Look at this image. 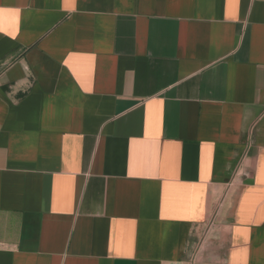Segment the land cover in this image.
Wrapping results in <instances>:
<instances>
[{
    "label": "crops",
    "instance_id": "1",
    "mask_svg": "<svg viewBox=\"0 0 264 264\" xmlns=\"http://www.w3.org/2000/svg\"><path fill=\"white\" fill-rule=\"evenodd\" d=\"M0 264H264V0H0Z\"/></svg>",
    "mask_w": 264,
    "mask_h": 264
}]
</instances>
